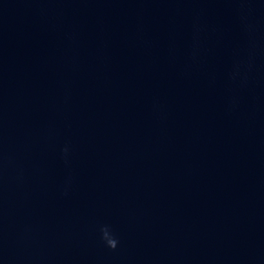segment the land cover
Listing matches in <instances>:
<instances>
[{
	"label": "water",
	"instance_id": "obj_1",
	"mask_svg": "<svg viewBox=\"0 0 264 264\" xmlns=\"http://www.w3.org/2000/svg\"><path fill=\"white\" fill-rule=\"evenodd\" d=\"M0 264H264V0H0Z\"/></svg>",
	"mask_w": 264,
	"mask_h": 264
},
{
	"label": "clouds",
	"instance_id": "obj_2",
	"mask_svg": "<svg viewBox=\"0 0 264 264\" xmlns=\"http://www.w3.org/2000/svg\"><path fill=\"white\" fill-rule=\"evenodd\" d=\"M242 20H246V16L241 17ZM246 27L250 29V26ZM200 37H199V28H194V36H193V43H192V51H191V59L195 63L199 60L200 56ZM252 70V62L251 59L247 63L244 61H237L232 68L230 79L232 81H240L241 84L246 83L247 81V74ZM65 157L68 154V148L65 147L63 150ZM100 239L102 243L111 251H116L119 246V239L116 236L114 230L110 226H101L100 229Z\"/></svg>",
	"mask_w": 264,
	"mask_h": 264
}]
</instances>
